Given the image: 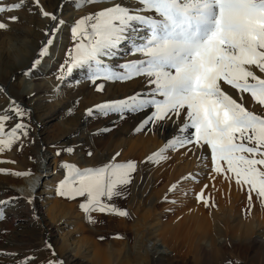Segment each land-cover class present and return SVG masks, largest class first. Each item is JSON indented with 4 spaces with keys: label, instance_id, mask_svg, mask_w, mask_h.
<instances>
[{
    "label": "snow or ice",
    "instance_id": "1",
    "mask_svg": "<svg viewBox=\"0 0 264 264\" xmlns=\"http://www.w3.org/2000/svg\"><path fill=\"white\" fill-rule=\"evenodd\" d=\"M25 2L0 4V13L20 9ZM31 3L39 8L42 16L54 22L51 33L56 35L65 21L57 22L58 17L40 7L38 0H31ZM84 3L96 5L104 0H76L75 7ZM10 19L16 22L18 18L11 16ZM8 27L0 22V30ZM45 37L46 43L38 51L39 58L20 70L23 77L38 74L44 67V58L53 59L50 46L56 45L47 32ZM71 38L74 46L59 65L58 81L65 82L78 72L76 84L89 81L95 92L101 93L105 84L98 83L100 81L126 82L143 78L142 91L97 103L85 111L86 122L108 118L112 124V127L94 130L92 137L110 133L119 122L138 114L143 118L134 128L137 133L146 126H152L149 131L157 126L167 131L165 125L171 122L174 127L170 138L147 158L149 162L159 163L168 159L166 153L169 151L187 148L193 153L203 150L200 159L202 167L207 168L203 161L207 160L210 150V173L201 171L183 179L199 184L202 181L197 177L208 175L216 179L222 176L229 181L230 187L234 180L238 190L247 189L245 217L253 210V193L264 211V118L246 110L222 90L228 85L237 92L249 93L252 100L264 106V79L246 67L255 65L264 73V0H127V3L118 0L77 19L71 27ZM130 55L139 58L124 59ZM119 60L124 62L115 63ZM3 91L0 88V92ZM26 115V109L18 103L9 105L0 114V152L11 149L17 142L23 147L24 140L30 136V125L39 129V125L29 120L16 122L6 131V122L23 119ZM174 117H182V125L175 127ZM73 135L78 140L79 133ZM50 146L56 149L55 156L59 157L62 152L72 154L79 145L73 141L70 146ZM82 150L87 151L88 157L94 156L92 150ZM119 155L117 152L107 163L99 161L101 166L77 167L74 163H62L63 179L56 184L55 195L68 201L83 198L79 209L89 224L96 223L92 213L127 217L128 213L116 206L115 199L127 195L137 164L132 160L117 162ZM40 162L43 163V159ZM12 175L25 177L31 173L13 172ZM207 187L204 184V188ZM47 188L44 185V192L22 196L34 221L39 220L37 195L43 203L50 198L44 194ZM204 188L195 193V201H202L206 208H215V203L209 205V196L202 195ZM175 189L176 183L168 192L173 193ZM182 192L188 195L191 189ZM15 199L0 200V221L5 220L2 206L15 207ZM167 202L177 204L175 199ZM45 245L51 247L47 233ZM30 260L34 264L30 257L18 260L17 264H29ZM48 264H62V261L49 260Z\"/></svg>",
    "mask_w": 264,
    "mask_h": 264
},
{
    "label": "bare ground",
    "instance_id": "2",
    "mask_svg": "<svg viewBox=\"0 0 264 264\" xmlns=\"http://www.w3.org/2000/svg\"><path fill=\"white\" fill-rule=\"evenodd\" d=\"M12 95L11 97H13ZM252 101L254 104L252 103L251 110L255 114L257 112L256 115L264 118V106L258 105L254 100ZM13 103H18V100L15 99L9 104ZM6 108L8 109L9 106ZM3 109L0 114L5 112ZM135 121L136 119L130 120L129 118L124 121L125 124H121H124L120 133L122 137L117 139L116 147L113 150L115 152L113 153L116 155L119 152L122 160L127 158V160L137 161L145 153L158 148L163 142L164 133L159 132L156 128L149 131V128L145 127V130L143 129L144 133L136 137L128 135L127 132H131L132 126L136 124ZM65 123V126H61L62 129L64 128L63 131L72 129L73 120ZM11 124H13L11 121L6 122V131L10 130ZM85 130L91 131L88 128ZM32 141V146L29 148L24 143V150L17 142L11 149L0 152V170H2L0 171V192H2L0 200L7 198V195L17 198L16 193L23 196L33 195L34 193L40 194L44 192V185H47V192L44 194L50 198L44 200L43 203L39 202V206L40 211L51 227L57 231V238L52 247L57 257L63 258L66 256L72 260L82 259L88 264H157L156 253L154 251V255H152L151 251L159 243L165 251L179 250L182 252V256L185 258L192 257L196 261L199 260L198 263L202 261V255L204 254L208 263L211 264H223L225 262L236 264L238 258L245 257L244 254L247 249L253 246L255 242H261L262 244L256 247L257 254L254 252L255 258L252 257L250 262L252 261V264L256 263L255 259L257 257L260 264H264V222L256 220L247 223V219L242 218V214L247 211L248 193L246 188L238 190L234 180L230 182V187L229 181H226L222 176L216 179H211L208 175L197 177L202 181L199 184L194 183L191 179L180 182L183 177L195 175L197 172L210 173V150L207 151V160L203 161L207 164V168L202 167L200 150L195 153L191 152L189 158L187 157V161L181 165L177 163L182 159L180 155V157L176 156L177 162L174 163V166L164 165L159 167L161 166L159 165L154 169L152 174L154 178L160 176L157 183L163 181L168 183L170 181L171 184H177V189L173 193L162 197L159 203L157 199L152 200L148 197L145 204L141 199H138L141 195L138 193L137 187L141 181L137 182L138 175L134 173L133 182L127 187V195L115 199L116 206L126 211L128 216L118 217L108 213H92L91 216L96 220V223L89 224L79 209V203L83 202V198L78 197L75 201H68L64 197L55 195L53 174L48 172L45 163L48 157L44 155L45 153H40L38 138ZM48 153L53 152L50 150ZM31 157H38L37 165H33L34 172H31L30 176L20 178L13 176L12 173L17 172V169L31 166ZM41 159H43V163L40 162ZM53 162H55V159H53ZM4 182L15 193L7 191V186L2 185ZM204 184H207L208 187L204 188ZM201 188H204L202 195H208L209 205L215 203V208L211 206L206 208L203 206L202 201L200 203L195 201V193L199 192ZM187 189H191L190 193L194 195L195 202L182 206L181 210L177 211L176 214H172V211L177 210V207L182 205L185 198L182 190ZM221 190L223 195H221ZM252 195L254 198L252 212L259 214L261 209L255 201V194ZM153 196L156 198L155 192ZM37 199L40 200L39 195H37ZM173 199L177 200L176 205L167 202ZM14 201H16L13 202L15 207L5 210L10 215L9 218L7 217L4 220L5 222L8 221L9 224L16 223L17 226L26 227L25 221L22 220L29 217L30 220L27 222L37 227L42 226L43 217L41 218L38 215L39 220L34 221L27 203L18 204L17 200ZM20 206H23V214L27 216L26 218H22ZM165 209H172V211L167 214L168 211H165ZM205 211H208V213ZM165 216H168V219H164ZM45 232L48 234V229L45 228ZM8 241H12V239ZM209 242L216 245V255L212 258L209 257L208 250L203 249V246L207 247Z\"/></svg>",
    "mask_w": 264,
    "mask_h": 264
},
{
    "label": "rangeland",
    "instance_id": "3",
    "mask_svg": "<svg viewBox=\"0 0 264 264\" xmlns=\"http://www.w3.org/2000/svg\"><path fill=\"white\" fill-rule=\"evenodd\" d=\"M75 2L76 0H38L40 7L58 17L57 22L60 19H63L65 21V24L61 26V29L57 31L56 35H53L51 33V28L54 27V22L47 17L42 16L40 14L39 8L33 5L31 3V0H26L24 6L20 9L13 10L12 12L0 13V22H4L9 26L7 30H0V37L5 34H14V36L26 35L31 42V55L23 64H12L9 61V57L7 54L0 53V76L4 74L2 77H0V88H3L5 90L3 92H0V111L3 108L4 111L7 110L6 107L10 105L9 103L17 99L18 104L26 109L28 115L20 120H12L11 122L13 124H11L10 127H13L16 122H28L29 120L32 121L33 124L39 125V129L30 125V136L27 138V140H24V138L22 137V140H24V143L28 146V148L32 146V140L38 138V140L40 141V153H45L44 155L48 157L45 161L46 167L48 172L53 174V188H55L59 180L63 179L64 172L60 167L62 163H74L77 165V167L101 166L99 164V161L102 160L103 163H107L109 158L111 159L112 156H115L113 153L115 151L113 150L116 147V142L118 141L117 139L122 137L120 133L122 132L121 127H123L125 124L124 121L119 122L115 127H113L112 132L102 134L98 137H92L91 133L94 130L100 127H112V124L108 118L86 122L84 116L85 111L88 108L94 107V105L97 103H101L110 99L124 98L128 95L135 94L137 91L143 90V78L139 77L134 78L133 81L126 82L100 81L98 83L105 84V88L101 93L95 92L94 86L89 81L83 80L79 84H76L75 80L79 77L78 72H74L73 77L69 78V80H66L65 82H61L56 79V75H58L60 71L59 65L63 63L68 50L74 46V41L71 38V27L75 24V21L77 19H80L82 16L100 11L106 6H111L112 3L118 2V0H104V3L96 5L84 3L81 7H75ZM14 3H19V0H0V4L4 5ZM125 3H127V0H125ZM11 16H16L18 18L17 21L12 22L10 19ZM9 30H12V32L10 33ZM45 32L49 34V37L54 40V44L56 45L50 46L53 59L49 61L47 58H44L42 60V65H44V67L41 68L40 72L33 75L31 78H25L20 74V70L22 68H25L26 66H30L31 61L34 58H39V48L43 43H46L47 39L45 37ZM0 43H3L6 47L11 49H17L19 47V42L15 38ZM138 58V56L130 55L125 57L124 59L126 60ZM120 62H124V60L115 61V63ZM246 67L248 68V70L253 71L254 75H257L258 78L264 79V73H261L258 68L254 67V65ZM13 77H15V79H13ZM69 84H71L72 86L70 87ZM222 90H224L226 94L235 99L237 103H240L242 106H244L246 110L253 112V110H251V107L254 102L252 101L251 95L249 93L237 92L228 85H224L222 87ZM11 95L14 98L11 97ZM146 111L150 113V110ZM112 118L116 119V117ZM142 118V115L138 114L135 118H130V120L136 119V124H134L136 126ZM181 118L182 117L173 118L175 120V127L182 125L183 119ZM71 120H73V123L71 124L72 129L63 131L64 128L62 129L61 126H65V122ZM122 123L124 124L121 125ZM134 125L130 130L131 132H127L128 135L136 137L144 133L145 129L139 133L135 132ZM146 127L149 128L150 126ZM157 127L156 129L159 132L164 133L162 142L164 144L166 142V139L170 138V134L174 126L171 122L166 124L165 127L167 131H161ZM86 128L91 131H86ZM77 132L79 133L78 140L73 135ZM118 133L119 135H117ZM53 135L55 136L52 137ZM73 141H76L79 146L74 148L72 154L62 152L59 157L53 156L55 155L56 149L52 148L50 145L58 144L70 146ZM162 143L153 151L145 153V156H142L143 158L140 157L137 161H134L137 164V171L135 174L138 175V177L136 178V180L137 182L141 181V183H138L137 187V191L141 195L140 197H138V199H141L144 204L147 203L149 198H152V200L157 199L159 203L162 197L169 194L168 189L172 185L170 181L168 183H166L167 181L157 183L160 176H158L159 178H154V176L152 175L154 173V169L159 165H161L159 167H163L164 165L174 166V163L177 162V159L175 158L180 157V155L182 156V159L177 163L181 165L187 161V159L189 158L188 156H190L191 154V152H189L187 148L177 149L175 152L169 151L168 153H166L168 156L167 160L160 161L159 163L149 162L147 158L154 152H157L163 145ZM90 145L91 148H89ZM21 149L24 150V147H21ZM82 149L92 150L94 156L88 157L87 151ZM50 150L54 154L48 153V151ZM202 151L203 150H201V152ZM53 159H55V162H53ZM116 161L127 162L128 160L127 158H124L122 160L120 156H117ZM37 162L38 157H31V166H27L23 169H17V172H34L33 165L36 166ZM183 181L184 179H182L180 182ZM2 185L4 187L7 186L5 182L2 183ZM168 185L169 187H167ZM6 190L12 193L14 192L13 189L9 186L6 187ZM154 192L156 194V198H154L153 196ZM0 194H2V192H0ZM16 195L17 198L15 200L18 201V204L26 202V200L22 198L23 195L19 193H16ZM184 196L185 198L182 205L178 206L177 210L172 211V214H176L177 211L181 210L182 206H187L188 203L195 202L194 195H192L191 193ZM147 197L148 199H146ZM3 200H12V195H7V198H4ZM23 206H20L22 210L21 215L22 218H26L27 216L23 214ZM36 206L37 208L39 207L38 215L41 218L43 217L41 227L34 226L32 223L27 222L30 220L29 217L22 220L25 221L26 227L17 226L16 223L9 224L7 220V222H5L4 220L0 221V264H17L18 260L24 259L25 257L33 258L34 264H48L49 260H60L62 261V264H88L82 259L72 260L70 257L65 256L63 258H59L56 255H52V253L54 252L52 250V247L55 239L57 238V231L56 229H53V227H51L48 220L40 211L39 199H37ZM2 207L4 208L5 212V210L11 208L12 206L5 205ZM170 212L171 211H168L166 213L170 214ZM206 213H208V211ZM257 215V212H251V216ZM9 216L10 215L5 212V219L7 217L9 218ZM248 217L249 216H247V218ZM165 218L168 219V216H165L164 219ZM242 218L247 219L245 217V213L242 214ZM45 228L48 229V244H50L51 247H47L45 245ZM9 239H12V241L7 242V240ZM260 244L262 243L255 242L253 246L246 250L244 254L245 257L238 258L236 260V264L237 262L238 264H252L253 262H250V259H252V257L255 258V253L257 254L256 247ZM155 249L151 251V254L154 255L153 253L155 251L157 264H211L208 263V260L206 259L204 254L202 255L203 262L201 261L200 263H198L199 260L196 261L192 257L188 256L185 258L184 256H182L183 254H181L182 252H180L179 250L165 251L159 243L156 244ZM203 249L206 251L208 250V247L203 246ZM255 260L256 263L254 264H260L257 257ZM29 264H33V261L30 260ZM223 264L228 263L225 262Z\"/></svg>",
    "mask_w": 264,
    "mask_h": 264
},
{
    "label": "clouds",
    "instance_id": "4",
    "mask_svg": "<svg viewBox=\"0 0 264 264\" xmlns=\"http://www.w3.org/2000/svg\"><path fill=\"white\" fill-rule=\"evenodd\" d=\"M11 33L12 30H9ZM15 38L19 42V47L17 49H11L6 47L3 43H0V53H5L9 57V61L12 64H23L27 61V59L31 55V42L29 38L25 36H14L5 34L2 37H0V42H6L10 39ZM259 220L261 222H264V211H261L257 216H249L247 218V223H251L253 221ZM208 253L209 257L212 258L216 255V245L212 242L208 243Z\"/></svg>",
    "mask_w": 264,
    "mask_h": 264
}]
</instances>
